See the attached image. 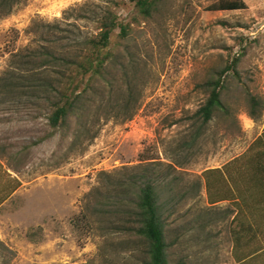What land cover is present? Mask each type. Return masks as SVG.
I'll use <instances>...</instances> for the list:
<instances>
[{"label": "rangeland", "instance_id": "rangeland-1", "mask_svg": "<svg viewBox=\"0 0 264 264\" xmlns=\"http://www.w3.org/2000/svg\"><path fill=\"white\" fill-rule=\"evenodd\" d=\"M220 1H155L156 11L145 20L130 0L0 1V197L10 179L20 183L0 206V264H140V253L111 233L108 222L95 219L92 232L77 220L88 192L109 191L152 162L181 197L165 214L175 238L170 264L234 263L229 230L235 197L228 196L233 182L246 177L249 148L263 130L264 0H241L242 10H209ZM107 7L131 33L117 66L97 80L101 94L92 96L85 126L72 120L65 136L47 126L34 92L9 94L6 82L21 70L17 55L39 46L72 48L91 36L94 14ZM233 59L244 86L226 78L222 98L234 109L232 117L223 122L215 116L189 147L198 126L194 114L206 99L199 84ZM247 94L263 106L258 119L248 113ZM20 150L28 157L15 174L9 152Z\"/></svg>", "mask_w": 264, "mask_h": 264}, {"label": "trees", "instance_id": "trees-1", "mask_svg": "<svg viewBox=\"0 0 264 264\" xmlns=\"http://www.w3.org/2000/svg\"><path fill=\"white\" fill-rule=\"evenodd\" d=\"M0 1L1 4L7 2ZM155 1L160 0H130V3L141 19L145 20L156 11ZM8 4L11 6L13 0H9ZM244 8L245 4L241 0H221L209 10L235 11ZM92 21L95 29L91 36L72 45V48L64 47L55 51L39 46L23 56L17 55L16 62L21 70L12 72L6 82L9 94L22 90L34 92V97L43 101L47 126L65 136L71 133L72 120L78 121L75 125L78 128L85 126L84 120L94 105L92 96L101 94L100 88L96 86L97 80H106L109 65L117 66L124 43L131 33V25L119 22L114 7L94 14ZM115 30H119L116 36L118 42L107 50ZM237 66L238 59H233L228 65L213 70L199 84L206 99L194 114L198 126L187 143L189 147L197 142L215 116L223 122L231 119L234 109L224 102L222 96L228 90L226 78L231 77V82L241 85ZM231 82L230 87L233 84ZM246 97L249 98V115L258 119L263 106L254 96L247 94ZM249 150L253 153L249 158L251 164L242 168L248 169L246 177L233 182L232 196H228L235 197L231 203L230 214L233 216L229 231L236 262L264 254V132ZM27 157L28 153L24 150L9 152V170L18 174ZM237 162L233 160V164ZM157 166L156 162L146 163L139 167V172L116 181L110 185L111 188L108 186L111 190L95 188L88 192L77 220V223L89 226L92 232L95 219L108 222L111 233L124 238L125 244L140 253V264H170L168 251L175 243V238L170 239L172 226L167 223L165 214L175 209L181 197L173 193L174 184L171 181L160 179ZM208 172H203V176ZM19 186L16 179H10L9 191L5 186L7 193L0 199V204Z\"/></svg>", "mask_w": 264, "mask_h": 264}, {"label": "crops", "instance_id": "crops-1", "mask_svg": "<svg viewBox=\"0 0 264 264\" xmlns=\"http://www.w3.org/2000/svg\"><path fill=\"white\" fill-rule=\"evenodd\" d=\"M262 133L264 132V121H263V127H262ZM4 192H6V189L4 190ZM2 195V192L0 193V196ZM3 197H0V199H2ZM9 198V197H8ZM6 198L1 204H4L5 202H7L9 199ZM233 264H264V257H260V258H257V257H250V258H245V259H242L238 262L234 261Z\"/></svg>", "mask_w": 264, "mask_h": 264}]
</instances>
